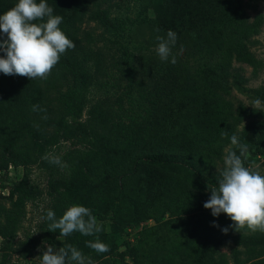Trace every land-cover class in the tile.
<instances>
[{
  "label": "trees",
  "instance_id": "1",
  "mask_svg": "<svg viewBox=\"0 0 264 264\" xmlns=\"http://www.w3.org/2000/svg\"><path fill=\"white\" fill-rule=\"evenodd\" d=\"M130 1L128 11L157 36L176 33L175 64L171 57L167 62L154 58L156 52L147 56L132 42L130 26L136 23L112 12L116 0H46L53 15L63 17L58 27L75 48L61 54L47 80L0 72V189L7 193L0 194V264L28 258L41 246L29 237L16 249L27 203L44 194L31 182L32 168L42 164L53 170L58 165L49 162L50 153L67 142L80 148L65 156L72 169L67 179L51 173L52 205L45 215L51 209L59 219L70 206H85L103 230L63 237L48 231L45 220L40 227L48 246L70 244L93 264H231L221 250L231 246L234 264H264V233L237 232L226 214L213 216L203 206L223 170H217V140H229L244 119V110L234 117L212 85L217 71L228 69L226 59L233 52L251 59L241 41L257 33L256 22L249 23L240 0ZM17 2L0 0V15ZM90 23L116 39V53L97 48L95 33L85 30ZM194 57H208L210 63L194 71ZM111 61L118 75L111 88L119 96L107 106L94 93L110 76ZM254 93L264 102V88ZM33 105L42 110L33 111ZM239 142L248 145L242 159L253 171V159L264 156V121H251ZM233 151L239 155L238 148ZM10 166L24 168L20 182L7 183ZM149 220L155 224L147 227ZM107 222L121 232L145 227L137 244L121 252ZM97 238L109 252L98 254L86 246Z\"/></svg>",
  "mask_w": 264,
  "mask_h": 264
},
{
  "label": "clouds",
  "instance_id": "2",
  "mask_svg": "<svg viewBox=\"0 0 264 264\" xmlns=\"http://www.w3.org/2000/svg\"><path fill=\"white\" fill-rule=\"evenodd\" d=\"M62 20L63 17L53 15V8L46 0H18L11 9L0 15V51L4 53L0 56V72L30 80H47L61 54L75 48L74 43L58 27ZM5 36L6 39L3 38ZM156 39L158 45L155 51L160 60L167 62L171 57L170 62L175 64L177 60L172 48L176 44V33L168 30L166 38L157 36ZM250 105L264 111L259 99ZM32 110L42 109L33 105ZM231 145L239 149V155L231 149L226 150L218 187L209 188L211 195L203 206L211 209L213 216L226 214L234 222L231 227L237 232L247 229L253 233H264V176L244 166L248 154L247 144H241L238 137L232 135ZM49 162L63 167L59 157H52ZM41 219L49 222L48 231H59L63 237L75 232L94 236L103 230L92 211L81 205L70 206L59 219L53 210L48 209ZM222 231L227 234L228 228ZM86 246L98 254L110 251V247L98 238L86 241ZM39 258L40 264H93L90 258L70 244L58 249L49 245Z\"/></svg>",
  "mask_w": 264,
  "mask_h": 264
},
{
  "label": "rangeland",
  "instance_id": "3",
  "mask_svg": "<svg viewBox=\"0 0 264 264\" xmlns=\"http://www.w3.org/2000/svg\"><path fill=\"white\" fill-rule=\"evenodd\" d=\"M244 13L249 21V23L256 22L257 33L241 41L242 49L245 54H250L252 57L248 61L241 60L237 53L233 52L230 59H226L228 64V69L223 73L220 70L217 71V77L215 83H213L212 88L219 93L223 98L227 106H229L233 112L234 117H240V110H244V119L240 121L233 135L240 138L246 128V126L253 120L264 121V111L261 108H253L250 104L252 101L258 99L255 90H260L264 88V0H240ZM130 3V4H129ZM133 6V2L130 0H116V4H113L112 12L116 15L123 13L127 17L135 21V27L130 26L131 29V40L135 42L141 48H144V54L147 53L151 55L155 53L157 41V34L154 32V28L149 26L146 22H137L135 18V13L128 11L129 6ZM130 6V7H131ZM154 18V13H150V19ZM129 29V31H130ZM85 30L93 31L95 33L93 41L97 48L102 49L107 54L116 53V49L119 47L115 44V38L108 37L104 33V29L98 28L94 23L87 24ZM103 34L106 36L104 37ZM117 43V41H116ZM160 59L157 54L155 57ZM221 63L225 62L222 57L219 59ZM113 61L108 69L110 76L104 79L101 87L95 89L94 95L95 100L98 102L106 103L107 106H114L115 100L118 98L119 94L117 89L112 90V85L116 81L117 74L116 70L112 66ZM144 63V62H143ZM193 70H198L203 64L210 63L209 58L194 57L190 60ZM217 62H213L215 65ZM236 75H240L241 78H237ZM261 107H264V102L261 101ZM84 120L87 119L86 112L84 114ZM216 146L221 148V154L217 158V170H222L224 168L223 158L227 154L226 150H233L235 146L231 145V138L223 140H217ZM80 146H74L70 142L63 143L61 147L53 149L50 153V157H59L63 165H58L57 167H50L53 170H48L42 166V164H37L32 168L31 182L39 186L40 189L44 191V194L33 201L27 203V216L23 223V226L18 233L16 239V249L19 248L20 244L26 238H38L41 242V246L28 258L22 259L15 256L10 264H40V258L43 251L46 250L47 244L45 243L46 233L41 230V225L45 220L41 217L45 216V211L52 205V198L47 194L48 192V181L52 172H56L60 179H67L71 173V163L65 156L69 153H75ZM252 169L255 172H259L264 176V156L257 159H253ZM24 175V168L13 167L9 170V180L7 183L13 184L21 181ZM0 194L5 195L7 193L0 190ZM67 210V209H66ZM65 210V211H66ZM155 224L154 220H149L147 222L148 226H153ZM145 227V224L140 226L130 227L126 229L125 232L115 230L113 225L109 222L106 223L107 231L112 235L119 245L121 252L126 251L132 245L137 244L140 238V232ZM2 239L0 238V247ZM53 248L58 249L59 246H54ZM235 247H224L221 250L228 255H230V263L234 264L233 250ZM240 249V248H238ZM16 255V254H14ZM1 260V252H0ZM130 262V259H127Z\"/></svg>",
  "mask_w": 264,
  "mask_h": 264
},
{
  "label": "built area",
  "instance_id": "4",
  "mask_svg": "<svg viewBox=\"0 0 264 264\" xmlns=\"http://www.w3.org/2000/svg\"><path fill=\"white\" fill-rule=\"evenodd\" d=\"M13 169V166H10L9 170Z\"/></svg>",
  "mask_w": 264,
  "mask_h": 264
},
{
  "label": "water",
  "instance_id": "5",
  "mask_svg": "<svg viewBox=\"0 0 264 264\" xmlns=\"http://www.w3.org/2000/svg\"><path fill=\"white\" fill-rule=\"evenodd\" d=\"M1 190V189H0Z\"/></svg>",
  "mask_w": 264,
  "mask_h": 264
}]
</instances>
